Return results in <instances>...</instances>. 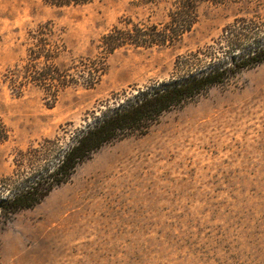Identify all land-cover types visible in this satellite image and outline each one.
Returning a JSON list of instances; mask_svg holds the SVG:
<instances>
[{"label": "rangeland", "instance_id": "obj_1", "mask_svg": "<svg viewBox=\"0 0 264 264\" xmlns=\"http://www.w3.org/2000/svg\"><path fill=\"white\" fill-rule=\"evenodd\" d=\"M170 5L97 0L57 7L0 0V198L30 169L19 152L93 126L107 107L198 66L180 57L216 47L245 6L204 3L198 23L175 46L121 48L90 89L70 86L54 100L29 85L5 84L22 65L29 34L50 23L65 45L57 59L97 55L101 37L124 19L162 25ZM10 190V191H9ZM0 264H264V63L163 113L144 134L114 140L77 167L42 202L10 217L0 212Z\"/></svg>", "mask_w": 264, "mask_h": 264}, {"label": "trees", "instance_id": "obj_2", "mask_svg": "<svg viewBox=\"0 0 264 264\" xmlns=\"http://www.w3.org/2000/svg\"><path fill=\"white\" fill-rule=\"evenodd\" d=\"M57 7L80 6L97 0H44ZM143 5H170L169 20L162 24H145L128 18L122 27L115 26L103 35L97 45V55L72 59L69 66L57 59L65 45L56 38L52 24L47 23L30 32L31 45L22 65L9 70L5 84L22 94L29 86L43 89L56 100L70 86L95 87L107 70V58L121 48L172 47L190 33L198 23L199 6L204 3H228L245 6L247 16L237 18L227 26L216 47L180 57L177 69L198 66L170 81L134 95L127 104L107 107L93 126L77 129L65 147L61 138L46 140L39 147L19 152L16 164L23 171L30 169L22 183L3 182V187H15L9 196L0 198V212L10 217L42 202L56 187L66 182L75 170L102 146L127 134H144L153 122L174 107L187 104L216 86L225 85L243 72L264 63V0H136ZM10 138V131L0 118V145ZM10 191V190H9Z\"/></svg>", "mask_w": 264, "mask_h": 264}]
</instances>
